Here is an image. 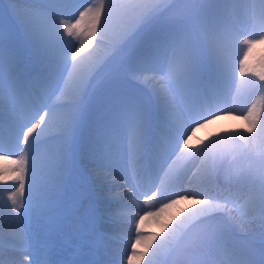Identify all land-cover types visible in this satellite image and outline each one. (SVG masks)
Listing matches in <instances>:
<instances>
[{
	"label": "snow or ice",
	"instance_id": "1",
	"mask_svg": "<svg viewBox=\"0 0 264 264\" xmlns=\"http://www.w3.org/2000/svg\"><path fill=\"white\" fill-rule=\"evenodd\" d=\"M75 2L0 3V152H19L14 163L20 173L15 178L19 187L9 198L12 207L7 217L0 215V264H63L55 258L54 241L5 244L2 231L5 226L19 228L26 216L42 211L60 191L86 120L98 175L103 178V169L124 161L156 187L152 197L165 196L190 163L200 161L182 190L185 194L169 193L168 203L160 209L192 197L179 227L157 241L141 231V217L127 264L145 256V264H264V127L257 129L253 118L256 103L246 113L251 125L247 132H224L198 147L191 145L195 128L223 111L215 105L223 97L233 27L251 23L264 28V0H97L79 13L75 24L60 20ZM86 18L90 21L86 38L79 47L65 48L71 44L65 34L79 35ZM98 29L99 43L108 44L103 55L93 47ZM17 33L41 57L36 75L23 65ZM257 43H264V35L243 41L246 50L239 60V75H254L258 78L254 84L264 89V65L259 71L247 66ZM115 58L119 59L111 70L97 80ZM232 69L235 75V65ZM139 84L150 87L148 94ZM246 153L255 164L242 162ZM155 164L163 176L158 170L154 174ZM26 174L34 202L19 199ZM193 181L196 187L213 185L214 192L194 191ZM90 211L98 223L104 221L106 208ZM109 239L97 230L91 246L106 248ZM65 244L77 256L85 247L75 239ZM140 245L143 250L138 252Z\"/></svg>",
	"mask_w": 264,
	"mask_h": 264
},
{
	"label": "bare ground",
	"instance_id": "2",
	"mask_svg": "<svg viewBox=\"0 0 264 264\" xmlns=\"http://www.w3.org/2000/svg\"><path fill=\"white\" fill-rule=\"evenodd\" d=\"M83 10V7L79 9L72 4L71 8L66 10L65 14L60 15L58 18L75 24L76 20L79 18V13ZM261 35H264V28L260 27V30L255 29L251 23L236 24L233 27L228 46L229 67L224 77L223 97L219 103L215 105L223 109V111L217 112L216 118L210 119L209 122L203 124L202 127L195 128L191 140V145L193 147H198L202 142H207L213 136L224 132L238 130L247 132L251 125L250 118L246 116V113L254 102L256 103V116L253 118L257 119V129H262V127H264V99H260L264 97V89L254 84V81L258 82V78L253 77L252 74L248 73L244 77L239 75V60L243 59V54L246 50L243 41L246 39L258 40ZM65 37L70 41V37H68L67 34H65ZM80 41L82 42L83 39L80 38L77 44H80ZM99 41L94 42L93 47L102 55L108 47L107 41L105 44H100ZM24 45V41L21 40V57L24 63L23 65L27 69V54H31L34 57L33 67L35 72L33 75H36L42 67L41 57L39 55H34L32 50L29 53H25L22 48ZM263 45L264 43H257L253 46L247 59V66L249 68H251L252 61L253 59L255 60L257 56L255 55L254 57L253 55L256 51L262 49ZM67 47H70V44H66L65 48ZM232 65H235V75H233ZM98 78L100 80L103 76L100 75ZM148 90L150 91V89ZM88 123L89 121L86 120L82 126L77 139L76 161L65 174L62 181L63 186L60 191L52 196L47 207L42 211L33 213L31 216H26L19 228H9L5 226L2 231L5 244L9 243V241L19 242L21 240L28 242V244H34L37 240L46 239L55 242V258L63 262V264H71L73 260L76 261V264H89V262L93 260L100 261L101 264H127L128 257L131 256L132 253V246L136 240V223L140 221L141 217H143L142 222H140L141 231L147 237L155 236L157 241L160 237L167 234L174 226L179 227L180 221L190 210L192 197L189 199H181L178 203L171 204L169 207H164L162 211H160V209L162 205L168 203V199L165 197H167L169 193L180 192L181 195L185 194L182 190L189 186L188 177L192 174L191 166L194 165L195 170L196 166L200 163L199 158L190 163L185 176L174 186L169 187L165 196H160L158 194L152 197V193L156 191V187L148 183L142 175L143 173L134 170L131 165L124 161L103 169V178L98 175L100 169L97 166V162L92 157L89 147ZM259 135L258 133L257 139H259ZM83 136L86 139H84ZM5 147L7 148V144H5ZM18 159L19 152H16L15 155L12 154L11 150L0 152V215L4 217H7L12 207V201L9 198L19 187V181L15 178L20 173L18 170H16L17 173L15 172L14 163ZM241 160L244 164H248L249 162L253 164L256 163L254 157L247 153L241 157ZM164 167L166 168L167 165L165 164ZM156 170L159 171L160 176H163V170L160 169L159 164L154 165V174ZM156 184H159V180H156ZM195 185L196 181H193L194 191L207 190L209 192H214V186L211 184L207 185L206 188L196 187ZM127 195L132 196L135 204H131L129 208H123V205L129 202L125 200ZM85 196L86 199L82 204L83 207L88 200L92 199V202L86 207L85 212L80 217L78 213H75V206H78L79 201L83 200ZM149 197H152L151 201L145 203ZM30 198L33 199V202L35 201V193L30 190L29 176L26 174L25 192L19 199L27 201ZM170 198L177 199L176 196H171ZM204 198L205 197H195V199ZM105 199L107 202L101 204ZM117 203H120L121 206H117ZM100 206L110 208V210L105 212V219L97 225L99 229L96 230L103 231L107 236L112 235L114 239L109 237L110 239L107 242V247L101 246L97 250L91 247L92 244L89 245L91 234L94 229L89 227L87 218H89L88 212L91 209ZM80 209L83 210L82 207ZM76 210H78V208ZM148 212L154 214L147 215L146 213ZM106 213L116 218L113 219L107 216ZM69 214H73L75 216V221H77L74 234H72L73 231L71 232L69 224L63 220V218ZM255 215L259 216L258 210L255 212ZM132 217H135V220H133ZM118 218L121 219L118 220ZM94 227L96 228L95 225ZM254 228L257 229L258 224L255 225ZM88 233H90L89 237H87ZM69 239H75L78 243H83L85 245L80 255H74L73 251L66 247L65 242ZM24 246L28 245L25 244ZM92 250L97 251L93 252ZM142 250L143 245L137 246L138 252ZM152 251L153 249H149V254H151ZM20 259H23V256H20ZM29 259H31V257H29ZM147 260L148 256H145L143 260H140L138 257H133L132 264H145Z\"/></svg>",
	"mask_w": 264,
	"mask_h": 264
},
{
	"label": "rangeland",
	"instance_id": "3",
	"mask_svg": "<svg viewBox=\"0 0 264 264\" xmlns=\"http://www.w3.org/2000/svg\"><path fill=\"white\" fill-rule=\"evenodd\" d=\"M4 2V0H0V3H3ZM97 2V0H76V2H75V4H73V5H75V6H77L79 9H81L82 7L85 9L86 7H89L90 5H92V4H94V3H96ZM81 8H80V7ZM86 6V7H85ZM79 17V16H78ZM79 19V18H78ZM11 21H10V18H7L6 19V23H10ZM89 26H90V21L86 18L85 19V21H83V22H81V24L79 25V27H78V32L80 33L79 35H73V36H71L70 37V41H71V44H70V47L72 46V45H74L75 47H79V44H77V42L80 40V38H82L83 40L86 38V36H87V31H88V29H89ZM254 26V25H253ZM254 28L255 29H259L260 30V26L259 25H255L254 26ZM17 40H18V42H19V44H20V48H21V40H23L24 41V39H23V37L19 34V33H17ZM100 40V35H99V29H98V34H97V37H96V40L94 41V42H98ZM81 42V41H80ZM79 42V43H80ZM24 43H25V45H24V47H22L23 48V50L25 51V53L27 52V53H29L31 50H32V48L24 41ZM107 46H108V44H107ZM75 47H72V50L73 51H75ZM263 47H264V45H263ZM262 47V49H260V50H258V51H256L255 52V54L253 55L254 57H255V55H257L255 58V60L253 59V61H252V64H251V68H253V69H255V70H257V71H259V70H261V67H262V65H264V48ZM21 52H22V49H21ZM32 52H33V54L34 55H36V56H38V54L37 53H35L33 50H32ZM28 55V56H27ZM26 56H27V58H26V64H27V70L28 71H30V72H32V73H34L35 72V69H34V67H33V61H34V57L31 55V54H27ZM102 55H103V53H102ZM253 57V58H254ZM118 59L119 58H115V60L114 61H111V62H109V64L104 68V70H103V72L101 73V76H103L104 74H106L108 71H110L111 70V68H112V66H113V64L115 63V62H117L118 61ZM257 61V62H256ZM24 64V63H23ZM255 65V66H254ZM257 65V66H256ZM254 66V67H253ZM31 67H33V68H31ZM252 76V75H251ZM253 77H255L254 75H253ZM97 80H99V78L97 77ZM94 83H95V81H94ZM138 87L140 88V90L141 91H143L145 94H148V89H150V87L149 86H147V85H143V84H139L138 85ZM97 94H99V90H98V93ZM83 138L84 139H86L84 136H83ZM194 164H195V162H194ZM194 168H195V166L194 165H192L191 166V171H193L194 170ZM15 172H16V170H15ZM84 172V171H83ZM17 173V172H16ZM62 186H63V184H62ZM86 199V197L85 198H83V200H80L79 201V203H78V206H75V213L77 214L78 213V215L79 216H82V212L80 211L81 209V207H82V202L84 201ZM125 200H128L129 202L128 203H126V205H123V208H129L130 207V205L131 204H135V201H134V199L132 198V196L131 195H127L126 196V199ZM117 206H121V204L120 203H117ZM78 208V210H76ZM107 209V211L108 210H110V208H106ZM113 209V208H112ZM106 211V212H107ZM83 212H85V211H83ZM89 213V218H87V220H88V225H89V227H91L92 229H93V224H92V221L90 220V217H91V214H92V212L91 211H89L88 212ZM107 214V213H106ZM107 216H110V217H112L111 215H109V214H107ZM119 219H121V218H118V220ZM63 220L65 221V222H67L68 224H69V226H70V228H71V232H72V234H74V232H75V229H76V224H77V221H75V216L73 215V214H69V215H67V216H65L64 218H63ZM109 222V221H108ZM178 228V227H177ZM259 228V227H258ZM258 228L256 229L255 228V230H258ZM94 233H95V231H93V233L91 234V239H93V236H94ZM89 235H90V233H88V235H87V237H89ZM108 237H110L111 239H114V238H112V235H109ZM90 239V242H89V245H91L92 244V240ZM92 247V246H91ZM93 252L94 251H97V250H92ZM92 254V253H91Z\"/></svg>",
	"mask_w": 264,
	"mask_h": 264
}]
</instances>
